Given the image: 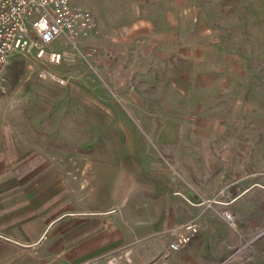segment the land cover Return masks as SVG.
I'll return each instance as SVG.
<instances>
[{
  "label": "rangeland",
  "instance_id": "rangeland-1",
  "mask_svg": "<svg viewBox=\"0 0 264 264\" xmlns=\"http://www.w3.org/2000/svg\"><path fill=\"white\" fill-rule=\"evenodd\" d=\"M74 2L95 15L88 37H56L59 63L32 49L0 69V264L63 259L45 241L71 242L70 219L109 206L126 168L138 189L189 183L181 223L198 230L176 250L120 245L118 264H264V0H159L150 30L133 27L138 0Z\"/></svg>",
  "mask_w": 264,
  "mask_h": 264
},
{
  "label": "crops",
  "instance_id": "crops-1",
  "mask_svg": "<svg viewBox=\"0 0 264 264\" xmlns=\"http://www.w3.org/2000/svg\"><path fill=\"white\" fill-rule=\"evenodd\" d=\"M138 1L143 12L134 14L132 18H136L138 24L133 27L135 29H138L137 26L147 27V30H150L153 28L152 23H155V20L157 22L158 17L153 12V10L158 11V6L152 8L151 4L159 0ZM173 15L169 20L167 13L166 23L171 19L173 23ZM162 19L163 16L160 20ZM131 171L130 168L122 170L123 176L117 178L114 185L107 187L109 206L86 213H77L76 217L70 219L71 242L68 243L67 237L58 233L57 228L51 235L52 241L48 239L49 237H45V240L48 239L45 243L50 256L77 263L105 254L132 240L138 241L136 248L139 245L148 247L152 244L159 247L164 245L167 239H171V235H168V228L185 221L195 212L193 208L196 207L192 208L187 195L190 193L189 183L184 179L174 184V181L158 178L148 183L146 187L150 190L138 189L133 177L131 181L129 180L132 175ZM155 182L163 184V187L168 189L165 192L166 195L155 193L153 187ZM149 192L154 193L149 195ZM198 195L200 194L193 193V196ZM114 201L117 204L111 206Z\"/></svg>",
  "mask_w": 264,
  "mask_h": 264
},
{
  "label": "built area",
  "instance_id": "built-area-1",
  "mask_svg": "<svg viewBox=\"0 0 264 264\" xmlns=\"http://www.w3.org/2000/svg\"><path fill=\"white\" fill-rule=\"evenodd\" d=\"M75 0H0V69L6 64L11 53L34 50L36 56L47 54L50 63H59L62 52L50 48L58 36L65 37L73 45L78 38L88 37L95 27V15ZM48 47V50H47ZM47 51V52H46ZM95 47H87V55H92ZM52 72V73H51ZM57 77L61 75L50 71ZM227 219L232 218L224 211ZM195 221L181 223L172 231L168 246L179 249L196 234ZM131 248L118 252L111 251L77 263L58 260L52 264H118L129 260Z\"/></svg>",
  "mask_w": 264,
  "mask_h": 264
}]
</instances>
